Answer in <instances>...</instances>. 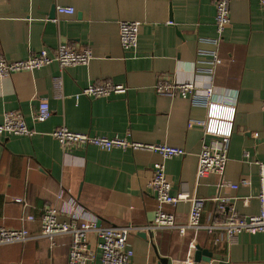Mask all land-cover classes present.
<instances>
[{
  "label": "crops",
  "instance_id": "crops-1",
  "mask_svg": "<svg viewBox=\"0 0 264 264\" xmlns=\"http://www.w3.org/2000/svg\"><path fill=\"white\" fill-rule=\"evenodd\" d=\"M57 5L73 6L75 13H58ZM230 7L231 22L214 42L215 0H0V54L9 60L41 48L53 51L61 42L93 51L88 64L61 67L55 61L0 76V123L5 111L20 110L36 131L31 137L0 135V225L25 226L38 234L51 205L64 217L100 219L101 225L148 224L159 207L148 185L157 162L164 163L174 194L206 198L204 224L222 218L216 197L228 198L227 205L239 213H258L255 160L264 161V10L260 0H231ZM121 19L141 22L135 52L121 45ZM215 52L222 59L212 77L215 98L234 102L237 111L225 173L198 181L205 136L201 126L189 122L205 118L207 110L188 98L157 93L155 83L158 76L169 75L206 86ZM105 79L127 84V92L76 98L89 83ZM41 100L52 109L45 121L33 118ZM62 124L79 132L180 146L187 153L165 158L130 148L64 150L52 135ZM162 206L186 221L191 202ZM140 232L131 236V264H161L160 257L179 264L193 239L213 251L210 261L195 264H264V232L243 231L232 240L219 233L217 240L206 229L184 235L164 229L152 241ZM69 244L70 237L61 235L53 242L36 237L1 245L0 264H67Z\"/></svg>",
  "mask_w": 264,
  "mask_h": 264
},
{
  "label": "built area",
  "instance_id": "built-area-1",
  "mask_svg": "<svg viewBox=\"0 0 264 264\" xmlns=\"http://www.w3.org/2000/svg\"><path fill=\"white\" fill-rule=\"evenodd\" d=\"M231 0H215L216 14L215 27L217 37L211 41L218 42L231 22ZM261 9L264 10V0H260ZM58 13L74 14L75 8L68 5H57ZM141 22L137 20L119 21V35L124 50L135 52L139 45V31ZM93 58L90 47L77 48L69 43H60L53 50L47 48L31 53L21 60H9L0 54V76L5 77L17 71H33L37 68L58 62L61 67L88 64ZM222 62L218 53L211 54L213 68L207 71L208 82L201 86L196 81H185L172 78L169 75H160L155 83V90L159 94L172 97L181 96L188 98L193 105L204 106L207 115L202 119H193L189 126L199 125L204 130V138L198 155L196 177L200 181L211 173L223 175L229 160V148L234 129V120L237 106L234 102L219 101L215 98V85L213 74L215 68ZM62 80H58L61 86ZM127 84L117 83L110 79L98 80L89 83L76 98L85 95L88 97L108 96L113 93H126ZM264 106V103H263ZM52 109L47 100H41L38 109L33 114L37 121H45L50 118ZM36 131L28 124L20 110H7L3 114L0 123V135L33 136ZM52 135L58 140L64 150L96 146L105 150L114 148L146 150L158 153L165 158L183 156L187 153L185 148L167 143H145L135 141L129 137L119 135L106 136L79 132L70 129L66 124L55 128ZM210 136V139L206 137ZM245 158L250 157L248 150L244 151ZM259 167V212L256 214H242L234 207L227 205L225 197H216L218 209L222 212L220 220L204 224L201 221L202 209L206 198L201 196H188L184 193L174 194L173 185L169 179L164 163L157 162L153 167V175L148 185L155 191L159 207L151 222L145 225H99L95 220H79L66 216L58 207L51 205L45 209L42 216V228L38 234H33L25 226L9 228L0 225V246L26 242L31 238L46 237L54 240L55 237L65 235L70 237L68 263L67 264H131L134 249L131 244V236L135 232L146 231L152 237L164 229H175L184 235L192 230L197 232L206 229L210 235L216 237L219 233H225L229 240L243 231L249 233L264 232V161L255 160ZM246 179L243 183H247ZM234 188L238 187L235 183ZM59 198L62 197L60 193ZM17 200L21 201V198ZM181 201H190L191 208L186 221L178 220L176 214L167 211L162 204L176 206ZM195 239L190 243V248L185 260L179 264H195L194 250Z\"/></svg>",
  "mask_w": 264,
  "mask_h": 264
},
{
  "label": "water",
  "instance_id": "water-1",
  "mask_svg": "<svg viewBox=\"0 0 264 264\" xmlns=\"http://www.w3.org/2000/svg\"><path fill=\"white\" fill-rule=\"evenodd\" d=\"M99 225H101V220L99 219L97 221ZM144 237L147 238L149 236L150 240L152 241V234L147 233L146 231H141L140 232ZM213 258V251L209 250L200 244H196L195 250H194V259L196 262H200L202 260L204 261H210ZM160 263L161 264H168L169 259L167 257H160Z\"/></svg>",
  "mask_w": 264,
  "mask_h": 264
}]
</instances>
